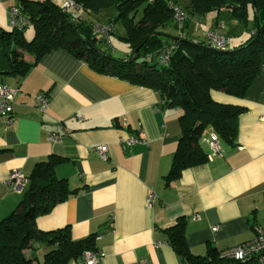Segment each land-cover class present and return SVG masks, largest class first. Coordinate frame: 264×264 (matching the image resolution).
Listing matches in <instances>:
<instances>
[{"label": "crops", "instance_id": "0c3cea01", "mask_svg": "<svg viewBox=\"0 0 264 264\" xmlns=\"http://www.w3.org/2000/svg\"><path fill=\"white\" fill-rule=\"evenodd\" d=\"M13 5H20L19 0H0V26L6 29L12 27ZM106 10L83 14L106 20L110 16ZM230 14L227 8L193 14L186 32L201 41L208 30L218 27L233 42L243 37L244 30L240 31L241 25L238 32L231 31L236 19ZM167 30L177 32L173 24ZM0 83L19 89L13 124L0 121V220L30 186L29 180L21 192L14 191L11 172L20 169L29 177L37 162L56 154L64 157L56 174L66 178L76 193L39 215L36 225L42 230L69 226L75 240L95 234L96 247L103 253L98 264H183L167 234L180 216L188 218L186 238L197 255H206L210 244L223 252L253 240L254 225L264 230V69L243 97L211 91L214 99L244 108L238 116L236 141L219 136L222 155L187 167L175 178L166 176L179 147L180 117L185 111L163 104L155 89L101 73L66 49L44 55L21 77L0 74ZM40 92L51 98L46 113L35 104ZM52 131L61 138L51 141ZM212 132L209 126L203 137ZM130 136L140 141L124 147L121 140ZM99 143L108 145L107 159L94 149ZM201 145L207 154L211 152L203 138ZM152 191L157 197L148 206ZM38 248L42 250L25 252H34L43 261L50 247Z\"/></svg>", "mask_w": 264, "mask_h": 264}, {"label": "trees", "instance_id": "16d2710c", "mask_svg": "<svg viewBox=\"0 0 264 264\" xmlns=\"http://www.w3.org/2000/svg\"><path fill=\"white\" fill-rule=\"evenodd\" d=\"M75 1L81 9L66 12L52 0H19L34 35L30 39L26 36L29 25L23 29L0 26V74L21 77L44 55L66 49L101 73L155 89L164 104L185 111L180 117L183 133L168 178L178 177L187 167L207 161L201 139L209 126L223 140L236 141L238 116L244 108L214 99L211 91L243 97L264 69V0H190L189 5H181L178 0ZM175 5L183 6L190 18L193 14L227 8L233 18L246 25L252 10L253 28L248 29L249 38L231 49H225L228 45H210L206 38L195 41L186 27L187 36L182 38L174 19ZM111 7L116 8L117 15L109 17L116 23L122 19L127 27L126 39L131 50L125 56H114L99 48L97 42L104 40L93 34L94 19L83 14L94 16ZM141 7L142 14L137 18ZM79 15L82 18L73 22ZM172 24L177 31L175 35L167 30ZM175 39H178L177 47L167 66L150 58ZM63 160L64 157L52 154L37 162L28 177L30 186L23 199L0 220V264H71L86 250H97L95 234L75 240L69 226L42 230L36 225L39 215L50 212L56 204L76 193L66 178L56 174V166ZM187 222L186 216H180L167 228L168 241L183 264H251V260L223 255L212 244L206 255L194 254L186 238ZM37 244L50 247L43 261L34 252H25L28 248L37 249Z\"/></svg>", "mask_w": 264, "mask_h": 264}, {"label": "built area", "instance_id": "2783aa9c", "mask_svg": "<svg viewBox=\"0 0 264 264\" xmlns=\"http://www.w3.org/2000/svg\"><path fill=\"white\" fill-rule=\"evenodd\" d=\"M52 1L66 12L81 9V6L75 0ZM80 18H82L81 15H79L78 18L73 19V22L77 23ZM10 19L12 27L18 29H23L30 23V20L23 13L20 5H13L11 7ZM174 19L178 27L179 37H186L185 27L190 19V13L183 6L175 5ZM196 23L200 24L201 18H197ZM116 24L117 23L113 17H109L107 20L96 19L92 25L93 34L104 40L108 45L114 47L111 36L116 30ZM205 38L210 45L217 47H225L232 41L231 36L223 33L218 27L208 30L205 34ZM177 43L178 39L173 40L159 54L150 55V58L152 60L156 59L162 66H167L170 63L172 53L177 47ZM18 91V88L12 87L6 83H0V121H3L7 126L13 124L14 122V103ZM162 103L164 104V101H162ZM35 104L42 113H46L51 104V98L47 93L40 92L35 97ZM261 119L264 120V114L261 116ZM48 138L51 141H57L61 138V134L58 131H52L49 133ZM139 141L140 139L134 136L121 140L124 147L135 144ZM203 141H206L210 145L211 152L208 153L209 159H213L215 156L223 154L218 133H210L207 137H203ZM94 149L102 159H107L109 157L107 144H96L94 145ZM28 181V176L20 169H14L9 177V183L12 189L16 192H21ZM156 197L157 194L154 191L150 192L147 198V205L152 206ZM198 217V214L194 215V218ZM214 228L216 229L217 227ZM254 229L256 231V237L253 240L234 246L226 251H223L222 254L242 261L255 259L261 264H264V230L258 224L254 225ZM39 245L40 244H37V246ZM102 257L103 253L98 249L86 250L79 258L73 260L72 264H98ZM144 262L145 261H141L140 264H143Z\"/></svg>", "mask_w": 264, "mask_h": 264}, {"label": "rangeland", "instance_id": "374dc122", "mask_svg": "<svg viewBox=\"0 0 264 264\" xmlns=\"http://www.w3.org/2000/svg\"><path fill=\"white\" fill-rule=\"evenodd\" d=\"M178 3L181 4V5H187V4H189V0H178ZM104 12L107 13L108 16L111 15V14L117 15V11H116L115 7H111V8L107 9ZM141 14H142V7L138 11L137 18H139L141 16ZM223 14L225 15V12H223ZM252 19H253V12L251 10L247 25H246L245 22L244 23L240 22L238 19L232 21L233 27L231 28V31L238 32L236 30H239L238 28L242 25L241 27L243 29H241L240 31L242 32L244 30V35L242 34L243 35L242 38H240V39L238 38L237 40H234L233 42H231L225 49L233 48L236 44H240L241 40H244L245 38H247L249 36L250 31H248V29H251V25L253 23ZM26 33H27V37L29 39L33 37L34 28H33L32 25L27 27ZM127 34H128V31H127V27H126L124 21L122 19H118L115 33L112 34V36H111V40L113 42L114 47L108 45L105 41L104 42L103 41H98L97 45H98L99 48H101L104 51H107V52L110 51V53L112 52L114 54V56H122L130 48V44H129V42L126 39ZM154 61H157V60L155 59ZM206 131H207V129H206ZM206 131H205V133H206ZM40 249L41 248H37V250H40Z\"/></svg>", "mask_w": 264, "mask_h": 264}, {"label": "water", "instance_id": "95a60500", "mask_svg": "<svg viewBox=\"0 0 264 264\" xmlns=\"http://www.w3.org/2000/svg\"><path fill=\"white\" fill-rule=\"evenodd\" d=\"M138 50H139V48H138V49H136V51H135V53H134V56H136V54H137Z\"/></svg>", "mask_w": 264, "mask_h": 264}]
</instances>
